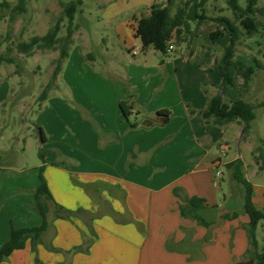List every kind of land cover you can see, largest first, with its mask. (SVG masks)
<instances>
[{
  "label": "crops",
  "instance_id": "crops-1",
  "mask_svg": "<svg viewBox=\"0 0 264 264\" xmlns=\"http://www.w3.org/2000/svg\"><path fill=\"white\" fill-rule=\"evenodd\" d=\"M97 5L101 17L95 18L89 9L83 19L86 24L102 23L103 48L96 54L85 48L75 59L72 55L66 59L59 77L70 88L72 104L59 101L56 114L42 118L45 161L31 166L0 163V247L10 239L12 228L41 224L34 198L40 167L54 201L75 214L56 218L50 203V225L36 248L28 240L1 264L242 261L249 247L245 229L249 216L242 211V186L237 195L228 192L226 177L232 171L227 164L243 161L244 174L253 185V202L263 209L264 163L256 161L253 152L258 141H264V130L244 137L239 121L221 124L202 117L211 97L221 91L219 73L211 83L200 73L194 83H181L175 61L168 58L176 46L166 56L151 47L143 49L131 20L147 15L152 6L165 7L167 0H100ZM75 26L81 41L90 45L84 31L88 27ZM218 28L225 33L224 25ZM204 50L189 49L188 60L198 58L200 72L207 59ZM124 100L134 105L128 120L120 108ZM231 143L243 145V150L224 161L220 151L228 156ZM218 160L223 172L216 180ZM175 189L217 205V214L209 215L214 223L205 227L183 217V202ZM234 212H239L236 218L221 217ZM257 239L261 250L264 221Z\"/></svg>",
  "mask_w": 264,
  "mask_h": 264
},
{
  "label": "trees",
  "instance_id": "trees-1",
  "mask_svg": "<svg viewBox=\"0 0 264 264\" xmlns=\"http://www.w3.org/2000/svg\"><path fill=\"white\" fill-rule=\"evenodd\" d=\"M208 0H167L165 7L152 6L149 13L141 18L133 17L131 27L135 31V36L140 38L144 50L153 48L160 51L162 56L168 54V46L173 41L174 46L187 41L192 34V23L199 20H210L224 25V29L229 33V44L223 49L221 56L216 61L218 73L222 79L221 91L211 97L207 109L202 112V117L208 119L213 117L215 122L227 124L239 121L244 124V135H248L251 123L256 118V108L264 106V102L253 104L244 99L249 92L253 75L254 66L247 65L237 57L238 45L243 39H249L259 33V22L257 14L264 13V6H258V0H246V5L242 6L240 0H226L227 8L233 17L211 16L207 13ZM63 14L57 19L53 27L43 36H34L30 41L18 44V51L27 56H31L34 48L58 50L59 58L56 60V67L53 72V81L61 74L63 65L70 55V47L73 42V34L76 30L74 21L80 11L83 0H69L60 3ZM1 10L9 8L7 1L1 3ZM0 10V11H1ZM27 0H18L12 8V13L23 14L27 12ZM64 16L68 20L66 34L60 35L63 28ZM13 17V16H12ZM4 18L0 15V20ZM224 35V31L217 28L210 34V39L215 41ZM6 61L14 64L15 59L0 55V64ZM258 68H263L262 64L255 60ZM53 83H49L40 95V102H44L52 88ZM9 101V100H8ZM120 108L124 115V120H128L134 105L129 100L120 102ZM134 126V125H132ZM36 130L43 144L47 141L44 129L37 125ZM259 145L254 149L256 161L262 160L264 163V141L259 140ZM258 155H255L257 154ZM46 151L40 149L39 157L45 161ZM232 171V179L243 188L242 211L249 216V222L245 225L248 236L249 247L245 258L236 264H264V247L259 250L257 239V229L259 224L264 221V208L259 209L253 202V185L246 178L243 170V161L236 159L227 164ZM261 169L263 167H260ZM40 183L34 192L35 207L41 216V224L36 227L12 228L10 239L0 247V264L8 259L15 251L25 248L26 242L31 240L32 247L35 249L42 235L49 228L50 222L48 213L50 203L54 206L56 218L70 219L75 212L70 211L57 204L50 192L48 184L42 175L40 167ZM181 189H175L174 193L182 199L180 212L183 217L191 218L199 225L210 227L214 220L210 218V213L217 214L218 206H209L206 199L198 196L188 197L181 195ZM239 212L226 213L221 217L233 219ZM214 216V215H213ZM39 263V260H37Z\"/></svg>",
  "mask_w": 264,
  "mask_h": 264
},
{
  "label": "rangeland",
  "instance_id": "rangeland-1",
  "mask_svg": "<svg viewBox=\"0 0 264 264\" xmlns=\"http://www.w3.org/2000/svg\"><path fill=\"white\" fill-rule=\"evenodd\" d=\"M3 1L9 2L10 7L1 10L0 6V15L4 17L0 20V55L14 58L15 63L3 61L0 64V163L31 166L39 163V152L41 146H44L40 142L36 126H41L42 118L56 114L59 101L72 104V94L63 76L61 78L58 76L55 81L52 79L56 60L59 58L58 50L34 48L31 56H27L20 53L17 47L19 43L30 41L34 36L45 35L63 14L60 3L69 0H27L28 10L23 14L12 13V8L18 0H0V5ZM98 1L100 0H85V5L76 15L73 26L78 23L80 29L88 27L84 31L89 34L91 44L83 43L82 37L76 34L75 30L70 47V55L74 59L82 49L86 48L96 54L103 48L102 23L98 20H89L90 22L86 24L83 19L89 9L95 18L101 17ZM240 3L245 6L246 0H240ZM258 6L263 7L264 0H258ZM207 13L211 16L233 17L227 8L226 0H208ZM256 18L260 31L252 38L242 40L237 48V57L255 68L250 92L244 99L258 104L264 102V13L257 14ZM67 25L68 20L64 16L60 35L66 34ZM220 25L210 20L193 22V32L187 41L175 45L176 49L168 58L175 61V70L181 83L187 81L194 83L193 79L198 73L206 83H211L219 77L215 60L229 44V33L225 31L224 35L215 41L210 39V34ZM105 41L107 46L112 48L111 41H107L106 38ZM201 47L207 54L206 61L203 60L204 72H200L202 68L197 63L198 58L188 60L189 49L197 51ZM255 60H258L263 68H258ZM49 83H53V86L48 97L44 102H40V95ZM261 130H264V106L256 108V118L251 123L249 134L256 135ZM239 148L243 150V145L231 143V148L227 149L228 156L227 151L225 153L220 151V155L224 161H228L235 156ZM220 170L223 172L221 168ZM226 181L230 182L228 192L237 195L241 185L235 182L232 176L229 179L226 177Z\"/></svg>",
  "mask_w": 264,
  "mask_h": 264
},
{
  "label": "built area",
  "instance_id": "built-area-1",
  "mask_svg": "<svg viewBox=\"0 0 264 264\" xmlns=\"http://www.w3.org/2000/svg\"><path fill=\"white\" fill-rule=\"evenodd\" d=\"M173 49H174V44H173V41H171L169 43V46H168V51L171 52ZM222 152L225 153L224 150ZM220 166H221V160H218L217 161L216 180H219L221 178V176H222V172L220 170Z\"/></svg>",
  "mask_w": 264,
  "mask_h": 264
},
{
  "label": "water",
  "instance_id": "water-1",
  "mask_svg": "<svg viewBox=\"0 0 264 264\" xmlns=\"http://www.w3.org/2000/svg\"><path fill=\"white\" fill-rule=\"evenodd\" d=\"M159 55H161V52L160 51H157Z\"/></svg>",
  "mask_w": 264,
  "mask_h": 264
}]
</instances>
